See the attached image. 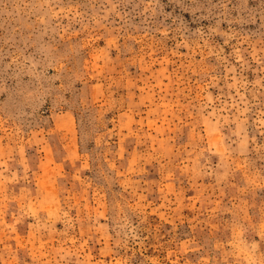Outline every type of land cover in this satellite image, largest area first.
I'll list each match as a JSON object with an SVG mask.
<instances>
[{
    "label": "rangeland",
    "instance_id": "374dc122",
    "mask_svg": "<svg viewBox=\"0 0 264 264\" xmlns=\"http://www.w3.org/2000/svg\"><path fill=\"white\" fill-rule=\"evenodd\" d=\"M0 264H264V0H0Z\"/></svg>",
    "mask_w": 264,
    "mask_h": 264
}]
</instances>
